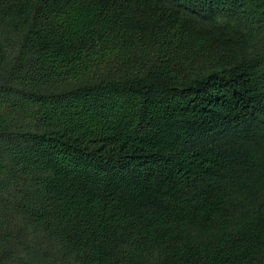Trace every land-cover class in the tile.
<instances>
[{
	"label": "trees",
	"instance_id": "obj_1",
	"mask_svg": "<svg viewBox=\"0 0 264 264\" xmlns=\"http://www.w3.org/2000/svg\"><path fill=\"white\" fill-rule=\"evenodd\" d=\"M221 19L264 0H0V215L76 264H264V49Z\"/></svg>",
	"mask_w": 264,
	"mask_h": 264
},
{
	"label": "rangeland",
	"instance_id": "obj_2",
	"mask_svg": "<svg viewBox=\"0 0 264 264\" xmlns=\"http://www.w3.org/2000/svg\"><path fill=\"white\" fill-rule=\"evenodd\" d=\"M216 26L220 30L227 31L238 28L245 36H249V55L264 49L263 28L257 26L237 27L236 23L226 19L219 20ZM10 43L7 51V63L0 69V86L3 84L13 85L8 81L10 80L11 66L19 53L18 38H12ZM74 86V84H69L46 89L45 92L64 91ZM18 234H23V237L28 240L27 245L35 249L23 247L26 244L19 241ZM32 252H36L39 257H33ZM7 253L11 254L12 259L4 261V264H76L74 258L68 254L65 248L49 240L41 231L30 228L22 216L17 213L0 215V259Z\"/></svg>",
	"mask_w": 264,
	"mask_h": 264
}]
</instances>
